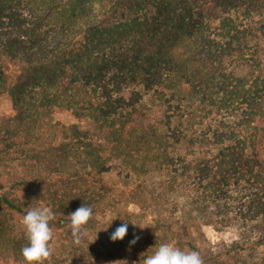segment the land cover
I'll use <instances>...</instances> for the list:
<instances>
[{"label": "trees", "instance_id": "16d2710c", "mask_svg": "<svg viewBox=\"0 0 264 264\" xmlns=\"http://www.w3.org/2000/svg\"><path fill=\"white\" fill-rule=\"evenodd\" d=\"M4 96L0 264H27L20 218L44 203L47 264L135 255V237L203 264H264V0H0ZM82 204L93 216L77 244ZM204 226L241 237L197 239Z\"/></svg>", "mask_w": 264, "mask_h": 264}, {"label": "clouds", "instance_id": "9594fccd", "mask_svg": "<svg viewBox=\"0 0 264 264\" xmlns=\"http://www.w3.org/2000/svg\"><path fill=\"white\" fill-rule=\"evenodd\" d=\"M92 216V207L84 204L69 214L71 234L77 244L87 236L86 225ZM54 219L55 214L48 207L31 208L22 217L21 223L29 243L22 248L21 252L27 264H45V261L50 260L52 256L50 242L54 239L50 221ZM127 229L128 223L125 222L115 229L110 239L113 242L123 240ZM138 239L139 237H135L130 243L135 244ZM117 264H126V262H117ZM142 264H203V260L197 251H183L172 244L165 243L159 245L154 254L146 256Z\"/></svg>", "mask_w": 264, "mask_h": 264}, {"label": "rangeland", "instance_id": "374dc122", "mask_svg": "<svg viewBox=\"0 0 264 264\" xmlns=\"http://www.w3.org/2000/svg\"><path fill=\"white\" fill-rule=\"evenodd\" d=\"M14 110V104L11 101V99L8 96H4L0 99V117L5 116V115H9L11 113H13ZM55 120L57 122H60L62 124H66V125H72L77 123L76 119L74 118L73 114L71 112L68 111H58L55 114ZM105 181L110 183L111 185H114L116 187H126L123 184V180L120 179L116 173H113L112 175H110L109 177L106 176ZM129 189V187H126ZM46 207L45 203L41 204V205H37V206H32V208H43ZM50 208V207H48ZM130 210L134 211V212H138L139 208L138 206H136V204H132L131 207L129 208ZM117 217V213H115V211L112 212V214L109 215H102L101 213H97L95 216V219L98 220V224L97 225H109L111 220L114 219L116 220ZM174 218L171 219V221H173ZM20 220L22 221V217L20 218ZM114 220H112L111 224L114 223ZM20 224L22 225V223L20 222ZM203 233L206 237L207 240H210L214 243H218V242H222L225 241L227 243H230L234 240H239L240 239V233L239 230H237V228H229L227 230H224L223 232H219L217 230H215L213 227L210 226H204L201 227L200 229H198V231H195V237L197 239H200V233ZM134 239V238H133ZM132 239V240H133ZM131 240V241H132ZM130 241V242H131ZM131 244V243H129ZM108 245V244H107ZM158 244L155 248L156 249H152L150 251L147 250L142 247V243L140 241H137L135 244H131L133 250L135 249L136 254L135 255H131V256H115L113 257V259L107 260L105 262L102 263H95L94 261L90 260V259H79L77 261H74L72 257H70L66 262H64L63 264H117V262H126V264H142L143 259L148 256V255H152L154 254V252L157 250V248L159 247ZM110 246V245H108ZM110 250V249H109ZM263 249H258L256 252V256L263 254ZM68 251L66 252H61V258H65L66 256H68ZM261 257V256H259ZM45 264H47L45 262Z\"/></svg>", "mask_w": 264, "mask_h": 264}]
</instances>
